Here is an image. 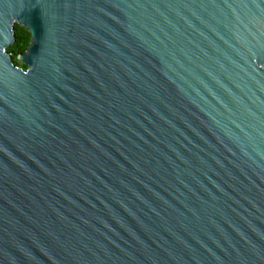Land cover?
<instances>
[{"label":"water","instance_id":"1","mask_svg":"<svg viewBox=\"0 0 264 264\" xmlns=\"http://www.w3.org/2000/svg\"><path fill=\"white\" fill-rule=\"evenodd\" d=\"M0 264H264V0H0Z\"/></svg>","mask_w":264,"mask_h":264},{"label":"trees","instance_id":"2","mask_svg":"<svg viewBox=\"0 0 264 264\" xmlns=\"http://www.w3.org/2000/svg\"><path fill=\"white\" fill-rule=\"evenodd\" d=\"M31 44V34L30 32L18 24L15 25V43L12 45L8 53L12 56V61L16 65L19 61V56L25 54L29 45ZM17 66V65H16ZM26 69V67H23Z\"/></svg>","mask_w":264,"mask_h":264},{"label":"rangeland","instance_id":"3","mask_svg":"<svg viewBox=\"0 0 264 264\" xmlns=\"http://www.w3.org/2000/svg\"><path fill=\"white\" fill-rule=\"evenodd\" d=\"M16 65L19 67V68H23L24 67V65L22 64V62H20V61H18L17 63H16ZM26 70V69H25Z\"/></svg>","mask_w":264,"mask_h":264}]
</instances>
